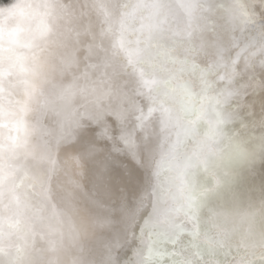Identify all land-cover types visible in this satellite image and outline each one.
Returning a JSON list of instances; mask_svg holds the SVG:
<instances>
[{
  "label": "bare ground",
  "instance_id": "6f19581e",
  "mask_svg": "<svg viewBox=\"0 0 264 264\" xmlns=\"http://www.w3.org/2000/svg\"><path fill=\"white\" fill-rule=\"evenodd\" d=\"M191 2L34 0L0 26V264H116L122 193L100 174L109 156L124 158L117 136L133 143L143 103V85L124 74L126 38L142 22L182 23ZM243 120L226 131L243 146L223 139L189 164L188 138L169 158L186 167L194 194L207 192L206 209L264 201V114Z\"/></svg>",
  "mask_w": 264,
  "mask_h": 264
},
{
  "label": "snow or ice",
  "instance_id": "6c2138e0",
  "mask_svg": "<svg viewBox=\"0 0 264 264\" xmlns=\"http://www.w3.org/2000/svg\"><path fill=\"white\" fill-rule=\"evenodd\" d=\"M184 7L182 23L142 22L126 38L124 74L143 85V103L133 143L117 136L126 151H113L124 158L109 156L100 174L122 193L124 251L116 264H264V201L206 209L207 192L194 194L186 167L169 165L188 138L189 164L204 163L223 139L243 146L226 135L228 126L243 125V113L257 107L264 114V0Z\"/></svg>",
  "mask_w": 264,
  "mask_h": 264
},
{
  "label": "clouds",
  "instance_id": "9594fccd",
  "mask_svg": "<svg viewBox=\"0 0 264 264\" xmlns=\"http://www.w3.org/2000/svg\"><path fill=\"white\" fill-rule=\"evenodd\" d=\"M35 7L34 0H8L7 4H0V26L12 25L19 20L18 13L26 12L29 7ZM179 11V5L174 6Z\"/></svg>",
  "mask_w": 264,
  "mask_h": 264
},
{
  "label": "water",
  "instance_id": "95a60500",
  "mask_svg": "<svg viewBox=\"0 0 264 264\" xmlns=\"http://www.w3.org/2000/svg\"><path fill=\"white\" fill-rule=\"evenodd\" d=\"M7 1H8V0H7ZM129 145H130V143H129ZM124 147H125V146H124ZM214 204H215V203H214ZM214 204H211L209 208H216V207L214 206Z\"/></svg>",
  "mask_w": 264,
  "mask_h": 264
}]
</instances>
